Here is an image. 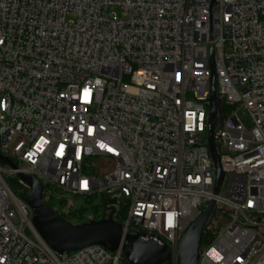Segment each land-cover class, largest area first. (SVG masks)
Instances as JSON below:
<instances>
[{
  "label": "built area",
  "instance_id": "2783aa9c",
  "mask_svg": "<svg viewBox=\"0 0 264 264\" xmlns=\"http://www.w3.org/2000/svg\"><path fill=\"white\" fill-rule=\"evenodd\" d=\"M212 62L216 94L233 106L216 133L218 195ZM0 152L17 164L0 162V264H125L101 244L53 250L18 173L70 206L63 195L113 200L123 233L167 244L173 264L214 198L230 216L202 241L198 264H264V0H0Z\"/></svg>",
  "mask_w": 264,
  "mask_h": 264
},
{
  "label": "water",
  "instance_id": "95a60500",
  "mask_svg": "<svg viewBox=\"0 0 264 264\" xmlns=\"http://www.w3.org/2000/svg\"><path fill=\"white\" fill-rule=\"evenodd\" d=\"M211 71L207 144L216 168L213 193L218 195L224 172L217 150L216 133L224 122V105L222 99L216 94V74L213 62ZM0 162L17 169L16 162L2 152H0ZM17 178L30 189L23 199L32 209L34 227L56 252L69 253L91 244H101L110 251L121 250L125 264H173L171 248L154 236L138 232L124 234L121 224L113 217L115 209L103 219L73 224L44 203V188L37 178L24 173H18ZM216 214L217 203L212 198L207 202L200 217L189 226L181 238L177 252V264H198L203 234Z\"/></svg>",
  "mask_w": 264,
  "mask_h": 264
},
{
  "label": "trees",
  "instance_id": "16d2710c",
  "mask_svg": "<svg viewBox=\"0 0 264 264\" xmlns=\"http://www.w3.org/2000/svg\"><path fill=\"white\" fill-rule=\"evenodd\" d=\"M233 109V106L227 104L226 102L224 103V114L225 116H227L229 114V112H231V110ZM17 182L18 179L17 178H13V179H9L8 180V184L9 186L12 188V190L17 192ZM29 193V192H28ZM28 195V194H27ZM43 200L44 203L46 205H48L53 211H55L57 214H59L60 216L64 217V214L60 212V205L62 206H69V202L65 199L62 198H58L53 191H51L50 188H48L46 185L44 186V190H43ZM86 204H92L95 201L92 199H87ZM113 200L108 199V198H101L99 201L98 205L93 206L95 212L99 211V210H103L105 212V215L108 216L111 211L113 209H115L116 207H111L109 204L112 203ZM88 208L85 207H81L78 211L80 218L83 217L85 211ZM123 214V209L121 210H116L114 218L116 221L120 222L121 221V217ZM230 216V211L228 209H223V208H218L217 209V214L215 216V218L213 219L211 225L205 230L204 234H203V238L202 241L205 242L206 240H209L208 238L213 236L219 229L220 225L222 224L221 218H227Z\"/></svg>",
  "mask_w": 264,
  "mask_h": 264
},
{
  "label": "rangeland",
  "instance_id": "374dc122",
  "mask_svg": "<svg viewBox=\"0 0 264 264\" xmlns=\"http://www.w3.org/2000/svg\"><path fill=\"white\" fill-rule=\"evenodd\" d=\"M110 12L112 15H116V16H121L122 15V10L119 7H112L110 9ZM238 115L243 123V125L246 127V129H251L254 126V119L253 116L251 115V113L248 110L245 109H241L238 112ZM2 165H6L5 163H1ZM13 179V178H10ZM17 189L20 191H25L24 187L17 182ZM222 194H225V183L222 187L221 190ZM65 198H67L68 200H71L73 205H67V206H62L60 205V212L64 214L65 219H67L68 221H71L72 223H77L78 219L77 216L80 213L78 210L75 211L74 209H80L82 206L85 208H88L84 214H91V213H97L94 210L95 205L99 204V200H97L96 202L92 203V204H86L85 200L80 197V196H70V195H63ZM69 211H71V213H69ZM221 226H225V224H221Z\"/></svg>",
  "mask_w": 264,
  "mask_h": 264
}]
</instances>
